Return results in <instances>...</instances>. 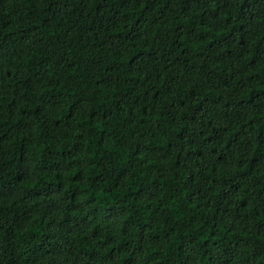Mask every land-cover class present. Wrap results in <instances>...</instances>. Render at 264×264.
Wrapping results in <instances>:
<instances>
[{"label":"trees","instance_id":"obj_1","mask_svg":"<svg viewBox=\"0 0 264 264\" xmlns=\"http://www.w3.org/2000/svg\"><path fill=\"white\" fill-rule=\"evenodd\" d=\"M0 264H264V0H0Z\"/></svg>","mask_w":264,"mask_h":264}]
</instances>
